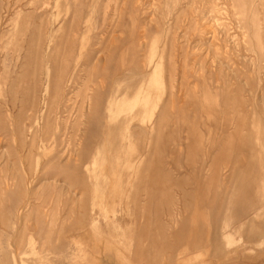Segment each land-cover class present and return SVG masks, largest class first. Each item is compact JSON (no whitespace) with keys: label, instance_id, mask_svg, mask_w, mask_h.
I'll list each match as a JSON object with an SVG mask.
<instances>
[{"label":"rangeland","instance_id":"rangeland-1","mask_svg":"<svg viewBox=\"0 0 264 264\" xmlns=\"http://www.w3.org/2000/svg\"><path fill=\"white\" fill-rule=\"evenodd\" d=\"M0 264H264V0H0Z\"/></svg>","mask_w":264,"mask_h":264},{"label":"bare ground","instance_id":"bare-ground-1","mask_svg":"<svg viewBox=\"0 0 264 264\" xmlns=\"http://www.w3.org/2000/svg\"><path fill=\"white\" fill-rule=\"evenodd\" d=\"M55 29V28H54ZM107 32V31H106ZM121 75V74H120ZM119 75V76H120ZM124 76V75H123ZM68 77V76H67ZM144 77V76H143ZM46 81V80H45ZM67 82V81H66ZM101 83V82H100ZM125 83H127V82H125ZM110 84H111V82H110ZM107 85V84H106ZM52 87V86H51ZM110 87V86H109ZM107 88V87H106ZM129 88V87H128ZM97 93H98V91H97ZM88 95V94H87ZM118 95H119V93H118ZM129 95V94H128ZM104 96V95H103ZM108 96V95H107ZM89 97V96H88ZM91 97H93V96H91ZM118 97V96H117ZM129 97H130V95H129ZM87 98V97H86ZM89 98H87V100H88ZM97 99H99V98H97ZM104 99V98H103ZM94 100V99H93ZM45 101V100H44ZM92 101V100H91ZM99 102H100V100H98ZM85 102H86V100H85ZM97 102V101H96ZM95 102V103H96ZM88 103V102H87ZM105 103V102H104ZM141 103V102H140ZM89 104V103H88ZM97 104V103H96ZM100 104V103H99ZM103 104V103H102ZM82 105H84V106H87V104H82ZM92 106L94 107V105H93V103H92ZM91 106V107H92ZM95 106H98V105H95ZM83 107V106H82ZM88 107V106H87ZM85 108V107H84ZM42 110V109H41ZM88 110V109H87ZM82 111H83V109H82ZM40 112V111H39ZM80 113H82V112H80ZM87 114V113H86ZM91 114V113H90ZM85 115V114H84ZM101 115V114H100ZM82 116H83V114H82ZM97 116V115H96ZM87 118H88V116H87ZM83 119V118H82ZM84 120V119H83ZM88 120V119H87ZM93 120H94V117H93ZM99 121V120H98ZM97 123H99V122H97ZM100 124V123H99ZM98 126V125H97ZM23 127V126H22ZM85 127H86V125H85ZM99 128V127H98ZM101 128V127H100ZM30 130V129H29ZM99 130V129H98ZM89 131V130H88ZM94 131H96V130H94ZM85 132H87V131H84V133ZM91 132V131H90ZM96 132H98V131H96ZM98 134V133H97ZM102 134H103V132H102ZM84 135V134H83ZM88 136V135H87ZM100 135H98V137H99ZM89 137V136H88ZM95 137V136H94ZM93 137V138H94ZM82 138V137H81ZM90 138V137H89ZM100 138V137H99ZM95 139V138H94ZM103 139V138H102ZM101 139V140H102ZM105 140V139H104ZM104 140H102V142L104 141ZM108 140H109V138H108ZM83 141V140H82ZM95 141V140H94ZM97 141H98V139H97ZM101 142V143H102ZM95 143V142H94ZM96 144V143H95ZM85 145V144H84ZM86 146V145H85ZM91 146L93 147V144H91ZM95 146V145H94ZM100 149V148H99ZM91 155V154H90ZM88 156V155H87ZM84 162V161H83ZM84 164V163H83ZM86 164V163H85ZM130 167H131V165H130ZM134 169V168H133ZM28 195V194H27ZM20 199V198H19ZM23 200V199H22ZM22 202V201H21ZM26 202V201H25ZM10 206V205H9ZM11 206H12V204H11ZM14 206V205H13ZM22 209H23V207H22ZM22 211V210H21ZM19 213V212H18ZM99 259V258H98ZM99 261H100V259H99Z\"/></svg>","mask_w":264,"mask_h":264}]
</instances>
